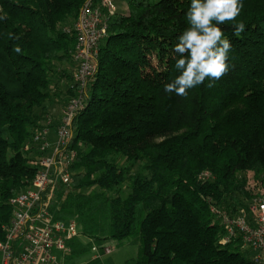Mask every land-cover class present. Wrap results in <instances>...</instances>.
<instances>
[{
	"label": "trees",
	"instance_id": "obj_1",
	"mask_svg": "<svg viewBox=\"0 0 264 264\" xmlns=\"http://www.w3.org/2000/svg\"><path fill=\"white\" fill-rule=\"evenodd\" d=\"M86 1L0 0V240L35 174L24 147L37 111L72 83ZM123 1L72 123V183L50 208L79 224L66 264L130 240L140 252L125 264H254L238 238L220 244L210 205L246 208L247 173L264 178V0Z\"/></svg>",
	"mask_w": 264,
	"mask_h": 264
},
{
	"label": "built area",
	"instance_id": "obj_2",
	"mask_svg": "<svg viewBox=\"0 0 264 264\" xmlns=\"http://www.w3.org/2000/svg\"><path fill=\"white\" fill-rule=\"evenodd\" d=\"M117 13V0H87L78 13L72 28L76 38L72 55L75 70L69 88L73 96L57 120L48 117L32 130L24 147L35 174L28 186L9 201L12 215L2 227L0 264H66L71 253L69 243L82 238L75 218L54 220L50 208L57 189L72 183V168L78 162L77 152L70 147L74 138L72 123L84 107L87 85L96 71L99 43L107 36L110 19ZM198 179L208 180L210 174L204 171ZM245 190L249 194L246 208L231 214L211 204L210 212L224 230L221 245L238 238L253 263L264 264V178L248 172ZM90 251L95 260L109 255L112 249L92 244Z\"/></svg>",
	"mask_w": 264,
	"mask_h": 264
},
{
	"label": "rangeland",
	"instance_id": "obj_3",
	"mask_svg": "<svg viewBox=\"0 0 264 264\" xmlns=\"http://www.w3.org/2000/svg\"><path fill=\"white\" fill-rule=\"evenodd\" d=\"M117 6L118 13L123 15L127 14L128 9L123 0H117ZM61 67H63V65ZM66 67L69 74H72L75 70L73 62L72 64L66 65ZM57 84L55 87L59 90V92L58 95L54 97L52 104H49L44 109L37 111L39 118L38 124L42 123L48 117L52 118L53 120H57L69 100L67 93L69 82L67 80H62L59 83L57 82ZM133 171L135 172L136 168H134ZM128 191L129 187L127 183H125L120 189V195L125 196ZM106 245L111 247L112 252L109 255L100 258V264H125L127 261L136 259L140 252V244L134 240L123 241L121 243L116 241H106ZM91 255V251H89L83 257L72 259L68 262V264H92L90 263V261H92Z\"/></svg>",
	"mask_w": 264,
	"mask_h": 264
},
{
	"label": "crops",
	"instance_id": "obj_4",
	"mask_svg": "<svg viewBox=\"0 0 264 264\" xmlns=\"http://www.w3.org/2000/svg\"><path fill=\"white\" fill-rule=\"evenodd\" d=\"M124 2V1H123ZM125 3V2H124ZM126 5V4H125Z\"/></svg>",
	"mask_w": 264,
	"mask_h": 264
}]
</instances>
